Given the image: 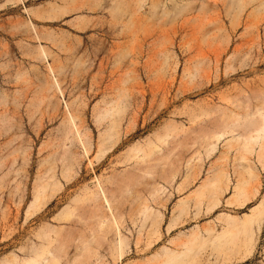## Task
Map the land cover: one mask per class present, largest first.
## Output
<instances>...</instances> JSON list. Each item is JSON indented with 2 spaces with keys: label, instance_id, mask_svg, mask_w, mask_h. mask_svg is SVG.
<instances>
[{
  "label": "rangeland",
  "instance_id": "1",
  "mask_svg": "<svg viewBox=\"0 0 264 264\" xmlns=\"http://www.w3.org/2000/svg\"><path fill=\"white\" fill-rule=\"evenodd\" d=\"M263 114L264 0H0V264L59 226V264H264V141L204 144ZM99 185L121 250L92 239Z\"/></svg>",
  "mask_w": 264,
  "mask_h": 264
},
{
  "label": "bare ground",
  "instance_id": "2",
  "mask_svg": "<svg viewBox=\"0 0 264 264\" xmlns=\"http://www.w3.org/2000/svg\"><path fill=\"white\" fill-rule=\"evenodd\" d=\"M263 118H264V114H263ZM240 122V120H239ZM238 123V122H237ZM223 130H219V131H213L210 132L208 134H206L205 137V146L207 147H211V150L214 151L215 150V146H216V142L225 138H228L230 136H232V140L229 141V143L231 144L233 141H239V140H243L246 139V142H253L257 143L259 141H261V139L264 141V127L263 128H255V132H257V136L253 137H245L243 135H239L236 136L235 132L237 131L235 129V126H229L227 124L226 121L223 122ZM216 140V142H215ZM215 142V143H214ZM197 144H199V142H197ZM147 154V156H150L154 153L153 149L150 150L149 152H145ZM229 154V152H227ZM145 158V155H144ZM189 170V172L186 175V180H188L191 177V173H190V168H187ZM175 175H172V178L175 180ZM219 180L215 181L216 183H219L218 181H223V182H227L228 181V177L226 174H221L219 175ZM113 183V182H110ZM241 193V192H240ZM131 198V197H130ZM40 199V197L37 195L36 196V200L35 202H38ZM86 201H89L91 203H93L92 205H95L96 203H98V201L101 202L102 206L105 208V210H101V208H99L100 213L95 216L96 217V229L92 230V239L93 241H95L97 243V245L100 247V245L103 242H108V243H112L114 245V247L117 250H121L123 245L125 244V240H127V238H124V236L121 235V230H120V226H119V222L117 221L112 208L110 206V200L107 198L103 186H98L97 190L90 193L89 195L86 196ZM83 201V199L81 200ZM35 206V204H34ZM78 208V202L76 203H72L70 205H68L66 207V209L60 213L58 220L59 221H68L69 219L73 218L75 216V211ZM158 216V215H157ZM152 217V211L150 209V207H144V209L141 211L140 213V218L141 220L147 221L149 219H151ZM159 218H162V216H160ZM229 225H237L238 222L236 221H229L227 219H225ZM158 221V220H157ZM252 221V219H246L243 221L242 227H241V234H253V229H252V225L248 222ZM159 222H157L158 225ZM60 228L56 229V230H51V231H43L40 235H39V239H40V244L39 245H34V247L32 248V252H33V257L25 260L22 264H59L60 259H61V253L63 252L62 250V246L63 244H59L57 245L58 242V236L60 234V231L62 229L61 226H59ZM227 230V228H224V232L225 233ZM114 235V240L113 237L111 235ZM79 251V257L76 258V264H91L90 261L92 260V249L88 248L86 245H84L83 247H78L77 249ZM123 251V250H122ZM181 253L178 252H174V251H166L165 252V257L167 258L166 262L170 263L171 260L174 259V257L180 255ZM97 255H99L97 253ZM98 260V258H97ZM93 264V263H92Z\"/></svg>",
  "mask_w": 264,
  "mask_h": 264
}]
</instances>
